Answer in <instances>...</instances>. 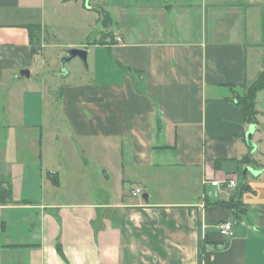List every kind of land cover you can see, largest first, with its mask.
<instances>
[{
	"label": "crops",
	"instance_id": "crops-1",
	"mask_svg": "<svg viewBox=\"0 0 264 264\" xmlns=\"http://www.w3.org/2000/svg\"><path fill=\"white\" fill-rule=\"evenodd\" d=\"M119 5L110 40L72 44L106 50L91 89H61L66 101L80 91L74 106L60 108L51 95L48 103L40 84L7 86L33 53L25 24L0 29V264H264V163L246 142L234 92L264 69V53L248 69V43L264 52V0ZM57 121L70 135L57 128L45 147L44 128ZM259 124L252 141L264 133ZM73 147L105 161L94 187L84 170L68 173ZM249 155L256 165L242 162ZM246 166L257 171L242 181ZM228 178L235 189L210 183ZM243 184L237 213L227 201ZM64 190L79 199L60 198ZM88 190L99 198L87 199ZM225 221L234 222L231 236L217 230Z\"/></svg>",
	"mask_w": 264,
	"mask_h": 264
},
{
	"label": "rangeland",
	"instance_id": "rangeland-1",
	"mask_svg": "<svg viewBox=\"0 0 264 264\" xmlns=\"http://www.w3.org/2000/svg\"><path fill=\"white\" fill-rule=\"evenodd\" d=\"M86 1L87 0H20L19 4L16 6H0V29L10 25H41L39 39L43 46L42 50L35 55L32 54L33 59L28 67H19L20 65H18L15 66L13 70H11L12 78L9 79L7 86L11 87L13 86L12 84L15 83V88L12 91L15 92L17 87L19 88L18 85H22V83L30 85L40 84L43 86V88L45 87V90H49L44 91L45 95L49 94L46 99L47 102H52V96L56 106L62 108L63 104L65 103L67 105L74 106L75 98L80 95V91L68 92L69 97L66 101L64 99L66 91H61V89L68 88L71 85H86V89H91L92 86H94L96 71L94 61L98 58L100 59L103 56L105 59V48H98L97 50L92 49L90 50L91 53H89V50L85 48L88 51L87 60L84 61L80 57L72 59L67 63L65 69L63 68L62 59L69 54V50L71 48H81L72 44H90V42L99 41L101 39L104 41L110 40V30L112 29L111 26L114 27L115 22L119 17V4H122L123 0H90V2H88L90 3L91 8L86 6ZM249 44L250 43H248V69L251 71L252 67H256V65H258L264 52L262 49L249 47ZM16 57L18 58V62H26L23 58H20L19 55H16ZM97 63H99V61ZM24 68H28L30 71L32 70L33 74L29 79L25 78V82H20V80H17V78H19V74ZM110 68L111 66L108 69L107 67L105 68L104 65L106 78L111 73ZM37 73H41L40 79L35 80ZM110 78L112 77L109 76L108 80H110ZM41 79L42 81L40 82ZM115 79H118V77H115ZM254 81H247L245 83L250 85ZM57 84H59V88H57ZM237 91L241 94L243 93L244 88L239 86ZM32 92L37 91H28V93ZM90 92L92 91H83V93ZM257 101L258 103L256 108L261 111L260 115L258 116L261 124V126L260 124L259 126L262 128L264 127V90L259 92ZM84 112L89 115V108L88 111L84 110ZM249 126L254 128V135L257 131L256 124L253 123L247 125L246 132L248 131ZM53 127L54 128L49 125V127L46 126L44 128L45 147L51 141L49 140L50 137L59 136V134L56 132L57 128L58 130H61L60 136H62L63 133L65 137L70 135L66 128H61L59 121L54 123ZM77 138L79 137L77 136ZM78 141H83V139H78ZM253 141L256 145H258L256 148L251 147V151L256 157H260L262 163H264V133L261 132V134L258 133L255 135ZM103 147H105L104 144ZM78 151L79 153L76 154L74 147L70 150L71 160L67 169L68 173H73L76 169L84 170L88 178L91 180L92 184L90 185L94 187L95 175L98 180V173H101V166L105 164V161L103 162L102 157L97 151H94V153L90 155L91 157L86 156L83 147L76 150V152ZM45 168H47V166H44V169ZM61 168L62 165H59L58 170H61ZM244 171L245 169L243 170V173ZM255 171L257 170H251L250 172L255 173ZM241 172L242 171H240V176L241 180L243 181V178L246 177ZM115 174L116 173L114 172L112 174L114 183L113 186H115V188H117L121 193L118 182V178H120V176H115ZM105 180L106 179L104 177L103 183H105ZM248 181L250 184H254L252 175L250 174L248 175ZM97 186L99 187V185ZM126 186L128 192L134 186V183L128 184ZM43 192L44 196L50 198L51 192L49 189L45 188ZM98 193L99 192L95 193L94 190H88L85 194L87 195V199L91 196L93 199H98ZM22 194L24 196L28 195V193L25 192ZM40 195L41 192L38 191L33 195V197L35 199L39 197L40 199ZM63 195H66L72 200H78L80 197L79 193H65V190L63 193H60V198L63 197ZM105 198L106 193H103L102 200ZM233 198L234 194L229 196L228 201ZM241 209L242 208L236 209V212L241 211Z\"/></svg>",
	"mask_w": 264,
	"mask_h": 264
},
{
	"label": "trees",
	"instance_id": "trees-1",
	"mask_svg": "<svg viewBox=\"0 0 264 264\" xmlns=\"http://www.w3.org/2000/svg\"><path fill=\"white\" fill-rule=\"evenodd\" d=\"M87 3V1H86ZM89 5V3H87ZM25 28L28 29L29 32V37H30V44L32 47V53L33 55L39 53L42 50V44L39 39V34L41 30V25H36V24H27L24 25ZM264 63V61H263ZM241 87L244 88L243 93L236 92L237 96V101L238 104L242 106L243 109V117H244V122L246 124H258L259 119L258 116L260 114V111L256 108L257 107V95L260 91L264 90V69L258 76V78L250 85H247L245 82L240 85ZM235 85H233V88ZM243 163L245 164H253L256 165L257 161L251 157L250 155L248 157H245L242 160ZM246 189H248L247 185L243 184L240 188H238V191L234 195V198L231 199L230 201L227 202V206L231 208H242V200H241V194L244 192ZM237 211V213L242 212Z\"/></svg>",
	"mask_w": 264,
	"mask_h": 264
},
{
	"label": "water",
	"instance_id": "water-1",
	"mask_svg": "<svg viewBox=\"0 0 264 264\" xmlns=\"http://www.w3.org/2000/svg\"><path fill=\"white\" fill-rule=\"evenodd\" d=\"M88 1H90V0H87V2ZM77 57H80L81 59L86 61L88 58V51L85 48H71L69 50V54L62 59L63 68L65 69L67 63L69 61H71L72 59H75ZM25 77H30V70L28 68L22 69L20 74H19V79H24ZM253 130H254V128H252V126H249L248 131L245 134L246 142L251 147L255 146L254 142L252 141ZM251 170H254V169L251 168L250 166H247L245 168L243 175L245 176L247 174V172L251 171Z\"/></svg>",
	"mask_w": 264,
	"mask_h": 264
},
{
	"label": "built area",
	"instance_id": "built-area-1",
	"mask_svg": "<svg viewBox=\"0 0 264 264\" xmlns=\"http://www.w3.org/2000/svg\"><path fill=\"white\" fill-rule=\"evenodd\" d=\"M210 183L212 186L218 187L219 191L221 192L225 191V188H227V190H231L235 189L238 186L237 178H228L224 179L223 181L212 180ZM223 185H226V187H224ZM141 191L142 190L140 188H137L133 191V195H137L138 193H141ZM217 230L221 235L231 236L234 233V222L225 221L218 226Z\"/></svg>",
	"mask_w": 264,
	"mask_h": 264
}]
</instances>
